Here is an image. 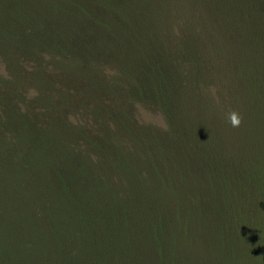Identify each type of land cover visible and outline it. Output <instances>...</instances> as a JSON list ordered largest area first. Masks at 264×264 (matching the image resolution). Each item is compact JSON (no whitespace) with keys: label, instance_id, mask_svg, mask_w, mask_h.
<instances>
[{"label":"trees","instance_id":"trees-1","mask_svg":"<svg viewBox=\"0 0 264 264\" xmlns=\"http://www.w3.org/2000/svg\"><path fill=\"white\" fill-rule=\"evenodd\" d=\"M0 264H264V0H0Z\"/></svg>","mask_w":264,"mask_h":264},{"label":"clouds","instance_id":"clouds-1","mask_svg":"<svg viewBox=\"0 0 264 264\" xmlns=\"http://www.w3.org/2000/svg\"><path fill=\"white\" fill-rule=\"evenodd\" d=\"M230 123L233 126H236L239 124V117L235 113L230 114Z\"/></svg>","mask_w":264,"mask_h":264}]
</instances>
